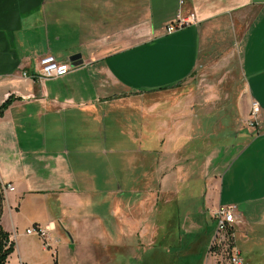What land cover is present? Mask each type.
<instances>
[{"label":"crops","instance_id":"crops-1","mask_svg":"<svg viewBox=\"0 0 264 264\" xmlns=\"http://www.w3.org/2000/svg\"><path fill=\"white\" fill-rule=\"evenodd\" d=\"M190 13L195 23L166 32ZM65 21L83 34L55 49L51 26ZM75 53L81 63L67 74L33 76L39 57L71 63ZM194 79L171 104L166 132L161 103L129 98ZM9 97L0 117V181L13 188L1 224L8 209L15 234L20 229L23 251L13 264H141L144 247L164 241L160 227L174 216L168 203L197 179L202 204L180 225L201 232L211 220L208 251L214 210L234 204L242 264H264V0H0V104ZM253 101L255 130L242 125ZM114 106L136 119L111 139L122 147L106 152L97 118ZM219 106L228 121L211 124ZM225 122L234 144L211 143V125ZM221 154L228 158L219 164ZM30 225L48 227L54 252L25 233ZM160 254L157 264L165 263Z\"/></svg>","mask_w":264,"mask_h":264},{"label":"rangeland","instance_id":"rangeland-1","mask_svg":"<svg viewBox=\"0 0 264 264\" xmlns=\"http://www.w3.org/2000/svg\"><path fill=\"white\" fill-rule=\"evenodd\" d=\"M154 2V0H152ZM35 7H38L37 5ZM97 13H104L107 14L108 11L104 9H98ZM101 15L104 20L109 19L110 16L108 15ZM51 44L56 49V47L62 48L63 46H68L71 43H74L78 37V35L83 33H76V29L73 26L71 22L65 21V23H62L61 25H53L51 26ZM62 31H59L60 29ZM95 29V28H94ZM84 36V35H83ZM58 37H61L60 40H58ZM197 84V81L194 80H187L179 84L178 86L174 87L170 91H165L159 94L155 95H143V98L137 97L132 93V96H129L131 99V102L135 103L136 105L144 104L148 105L151 103H161V117H162V125L163 132H166V128L168 126V120L170 117V108L171 104L178 98H184L186 93L190 91L191 88L195 87ZM123 96H128L130 94L122 93ZM251 106V105H250ZM224 106H219L216 110H214L213 114L210 116L211 124L218 121L220 119V116H225V119L228 121L229 112L227 111L224 113ZM228 109V108H227ZM125 110H123L124 112ZM122 112V109L116 108L114 106L113 108H103V110H99L98 114V138L99 139H107V144L104 146V150L106 152L110 150H116L122 147V145L118 142L115 144L111 141V139L116 140L117 136L116 133H119V131H122V124L127 123L128 120H135L136 116L126 115ZM226 114V115H225ZM250 116V110L248 112L247 117L243 118L242 125L248 126L247 121ZM220 125L217 127L210 129L209 137L211 143H217L220 140L229 142L230 144H234L233 137H235L234 134L235 131H233L230 127V125L226 124ZM111 126V128H110ZM255 130L256 127H253ZM112 130L115 131V135L113 133L109 135V132H112ZM246 135L245 139H249L250 135L249 132L246 131L242 132ZM200 136V133L197 134ZM201 136H205V133H203ZM239 139V138H238ZM242 139H244L242 137ZM201 140V139H195V141ZM235 141V140H234ZM239 142V141H238ZM144 145V144H143ZM115 148V149H114ZM228 155L221 154L218 159V163L221 164L225 160H227ZM199 162V161H195ZM139 174H134L133 176H136ZM138 185V184H137ZM201 185L202 181H198V179L195 182V185H192L189 188H181L183 189L180 191V195L178 198V202L174 203H168L167 211L169 213H172L174 216L169 219V221H166L163 223V225L160 227L161 231L163 233V243H157L154 246L151 247H144L143 250V259L141 264H157V261H154L155 255L159 256L162 255L163 260L165 263L163 264H229L230 258L232 254L234 253V248H219L216 246V244L210 243L208 251L207 250V244L205 243L204 234L205 230L207 232H211L213 229V223L211 220L208 221V224L205 226V230L202 229V231L195 230L191 232L190 230L187 232V229H184V224L177 220L178 218H183L184 214H189L192 211L196 213V208L202 204V191H201ZM6 194V192H4ZM10 205V198L8 201H5L4 207L9 209ZM178 207V209H176ZM6 209L4 212L3 217V227L5 230H9L8 232L12 234L11 240L14 242V252L13 254L9 256V264H13L15 261L18 260L19 254L23 251V244L22 240L19 237L20 229H17V233L15 234V231L13 230V227L11 225V219L9 215V211ZM175 218V219H174ZM175 236H177V241L179 244L176 243L174 240ZM166 242V243H165ZM212 242V241H211ZM176 243V244H175ZM190 243H194V249L193 251H185V248ZM236 244L239 246L240 241H236ZM207 252V253H206ZM32 255H34L32 253Z\"/></svg>","mask_w":264,"mask_h":264},{"label":"built area","instance_id":"built-area-1","mask_svg":"<svg viewBox=\"0 0 264 264\" xmlns=\"http://www.w3.org/2000/svg\"><path fill=\"white\" fill-rule=\"evenodd\" d=\"M182 2V1H181ZM196 18L193 13L187 16H181L178 14L176 19L166 25L165 30L167 33L176 31L185 25L195 23ZM72 69L71 63H60L52 54H45L39 57L37 62V69L33 75L35 79H49L57 78L67 74ZM259 105L256 101L251 103L250 116L247 124L249 127H257L259 124ZM13 187L11 184H5V191L11 190ZM234 204H226L218 206L214 212L213 217L215 219V235L211 243H216L217 247L221 248H234L235 249V260L229 262V264H242V258L239 250L234 245V224L236 218L234 215L235 211ZM25 233L28 235L38 236L44 248L54 252L55 248L51 245L48 238V227H42L39 225H30L25 229Z\"/></svg>","mask_w":264,"mask_h":264},{"label":"trees","instance_id":"trees-1","mask_svg":"<svg viewBox=\"0 0 264 264\" xmlns=\"http://www.w3.org/2000/svg\"><path fill=\"white\" fill-rule=\"evenodd\" d=\"M12 98L9 97L0 104V117L4 110L10 105ZM4 183L0 181V264H7L10 254L14 250V242L11 240L10 233L1 224V218L5 205Z\"/></svg>","mask_w":264,"mask_h":264},{"label":"water","instance_id":"water-1","mask_svg":"<svg viewBox=\"0 0 264 264\" xmlns=\"http://www.w3.org/2000/svg\"><path fill=\"white\" fill-rule=\"evenodd\" d=\"M81 53H75L73 55L70 56L69 60L71 62V66L77 65L79 63H81Z\"/></svg>","mask_w":264,"mask_h":264},{"label":"bare ground","instance_id":"bare-ground-1","mask_svg":"<svg viewBox=\"0 0 264 264\" xmlns=\"http://www.w3.org/2000/svg\"><path fill=\"white\" fill-rule=\"evenodd\" d=\"M3 189H4V187H3ZM3 191L6 192L5 189ZM212 244H216V243H212ZM234 260H235V251H234V253L232 254V256L230 258V262H234Z\"/></svg>","mask_w":264,"mask_h":264}]
</instances>
